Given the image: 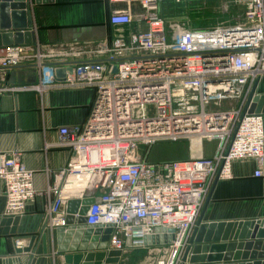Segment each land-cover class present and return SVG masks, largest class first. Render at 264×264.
Returning a JSON list of instances; mask_svg holds the SVG:
<instances>
[{"label":"built area","instance_id":"obj_1","mask_svg":"<svg viewBox=\"0 0 264 264\" xmlns=\"http://www.w3.org/2000/svg\"><path fill=\"white\" fill-rule=\"evenodd\" d=\"M159 1L110 0L140 7L136 15L128 8L113 12L110 26L136 21L145 30L100 43L83 61L67 65L63 80L56 76L60 62L40 47H0V71H37L33 92L94 93L84 123L57 130V146L70 157L44 192L36 191L19 152L0 153L2 218L23 217L28 203L53 195L47 208L53 232L67 228L69 200L93 198L84 226L110 229L106 252L123 254L143 247L157 229L171 230L161 264H180L214 181L232 180V165L246 162L252 178H264L263 114L245 109L264 78V0H236L244 8L237 24L203 30L183 18L165 22ZM176 142L187 143L188 160L150 163L138 156L140 148ZM205 144H213L210 157Z\"/></svg>","mask_w":264,"mask_h":264},{"label":"crops","instance_id":"obj_2","mask_svg":"<svg viewBox=\"0 0 264 264\" xmlns=\"http://www.w3.org/2000/svg\"><path fill=\"white\" fill-rule=\"evenodd\" d=\"M127 8L133 15L140 12L138 4L128 6L126 2L111 3L110 0H40L39 4L29 0L27 11L32 21L30 31L35 38V43L31 45L40 47L44 53L53 55V60L60 62L56 76L58 80H63L65 67L83 61L100 43L145 30V26L136 21L119 28L108 24L113 12ZM12 74L15 75L13 82L10 81ZM38 79L37 71L28 67L0 71V91L6 89V92L0 93V153L19 152L22 163L34 173L36 191L44 192L55 183L58 171L70 157L68 149L57 146V130L83 124L94 93L92 89L33 92ZM260 82L264 84V78ZM259 92L264 94V85ZM212 149L213 144H205V156L210 157ZM252 170V163H234V178L217 181L213 189L211 187L198 219L206 205L204 224L233 225L245 221H263L264 178H252ZM53 199V195H44L28 203L24 217L39 218L36 223L41 226L43 220L47 219V208ZM4 206L3 185L0 181V220ZM36 223L25 224L24 229H35ZM50 234V246L55 247L53 235ZM12 243L9 235L0 234V264H15L14 259L23 261L27 257H16ZM20 245L25 246L26 242H20ZM48 257L51 264H57L55 249Z\"/></svg>","mask_w":264,"mask_h":264},{"label":"water","instance_id":"obj_3","mask_svg":"<svg viewBox=\"0 0 264 264\" xmlns=\"http://www.w3.org/2000/svg\"><path fill=\"white\" fill-rule=\"evenodd\" d=\"M39 4L40 0H34ZM29 0H0V47L31 45L35 38L31 33L32 21L27 11ZM113 72H116V67ZM11 75V82L14 80ZM254 85L246 104L248 114H263L264 94L259 91L264 84ZM217 183L214 181L213 187ZM95 202L93 198L81 201L69 200L65 205L67 228L52 233L55 247L50 246L51 234L47 219L37 226L39 218L17 217L0 220V234L10 236L16 257L27 255L24 264H51L48 255L55 249L64 257L65 264H111L119 261L122 253L106 252L110 229L85 227V215ZM207 204V203H206ZM206 207V205H205ZM192 231L180 264H264V220L245 221L239 224L203 223V212ZM36 223L35 229L26 231L25 224ZM41 223V220H40ZM233 230V231H232ZM169 235H164V234ZM173 231L157 229L155 235L143 240V247H164L171 244ZM16 242L26 245L16 246ZM125 246H129L127 240ZM22 259H14L22 264Z\"/></svg>","mask_w":264,"mask_h":264},{"label":"rangeland","instance_id":"obj_4","mask_svg":"<svg viewBox=\"0 0 264 264\" xmlns=\"http://www.w3.org/2000/svg\"><path fill=\"white\" fill-rule=\"evenodd\" d=\"M244 8L236 0H183L158 2V15L165 22L188 20L196 30H203L223 24L232 26L242 18ZM138 156L150 163L186 161L189 147L185 142L159 143L139 149ZM166 258L162 247H139L125 251L117 263L111 264H161ZM57 264H65L62 255ZM103 264V263H102Z\"/></svg>","mask_w":264,"mask_h":264}]
</instances>
